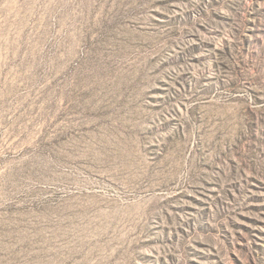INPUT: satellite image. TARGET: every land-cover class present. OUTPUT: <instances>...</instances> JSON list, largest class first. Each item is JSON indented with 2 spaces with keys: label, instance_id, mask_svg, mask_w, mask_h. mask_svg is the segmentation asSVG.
Here are the masks:
<instances>
[{
  "label": "rangeland",
  "instance_id": "1",
  "mask_svg": "<svg viewBox=\"0 0 264 264\" xmlns=\"http://www.w3.org/2000/svg\"><path fill=\"white\" fill-rule=\"evenodd\" d=\"M0 264H264V0H0Z\"/></svg>",
  "mask_w": 264,
  "mask_h": 264
}]
</instances>
